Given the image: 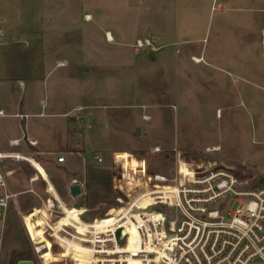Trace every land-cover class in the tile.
<instances>
[{
    "label": "rangeland",
    "instance_id": "obj_1",
    "mask_svg": "<svg viewBox=\"0 0 264 264\" xmlns=\"http://www.w3.org/2000/svg\"><path fill=\"white\" fill-rule=\"evenodd\" d=\"M218 1L0 0V29L17 40L23 24L30 29L25 33L35 30L48 44L45 72L35 85L26 77L0 80V110L8 115L0 117V150L22 126L25 116H10L18 111L41 142L38 150L53 151L33 158L48 174L37 181L27 160L0 161L7 189L17 195L7 218L4 263L15 252L20 261L37 264L26 227L50 249L47 262L75 254L85 263L89 252L79 243H63L55 252L45 234L72 225L82 234L77 217L85 206L88 222L121 217L118 199L124 196L114 185L122 163L124 186L150 175L173 178L185 159L231 168L264 187V14L257 0H229L223 7ZM162 7L160 23L175 27L174 42L154 37ZM140 40L153 48H138ZM3 67L0 58V77ZM247 87L249 103L240 94ZM62 147L85 159L82 177L69 162L59 165ZM74 175L84 185L76 201L67 189ZM49 200L62 214L55 215Z\"/></svg>",
    "mask_w": 264,
    "mask_h": 264
},
{
    "label": "built area",
    "instance_id": "obj_2",
    "mask_svg": "<svg viewBox=\"0 0 264 264\" xmlns=\"http://www.w3.org/2000/svg\"><path fill=\"white\" fill-rule=\"evenodd\" d=\"M137 47L153 48L149 40L138 41ZM94 158L98 164L103 162L99 156ZM183 160L173 178L150 175L127 186L119 182L125 181L127 171L122 163L114 185L124 196L118 199L121 217L107 223L100 218L88 222L85 206L77 217L85 227L82 234L73 225L46 232L55 252L63 243H79L89 252L85 263L75 254L47 262L43 257L50 249L45 243L37 244L39 240L26 227L37 264H264V187L239 177L231 168L194 166ZM57 162L65 164L66 158ZM72 182L83 195L84 185ZM0 188L4 189L0 192V264H7L3 259L7 218L16 195L8 191L2 173ZM51 205L55 215L62 214L55 203Z\"/></svg>",
    "mask_w": 264,
    "mask_h": 264
},
{
    "label": "crops",
    "instance_id": "obj_3",
    "mask_svg": "<svg viewBox=\"0 0 264 264\" xmlns=\"http://www.w3.org/2000/svg\"><path fill=\"white\" fill-rule=\"evenodd\" d=\"M258 3L260 4V7H258L259 12H263L260 14H264V0H257ZM218 0H215V5L219 4ZM229 0H221L220 4L222 7L228 5ZM164 7H168L167 5H164ZM164 7L160 8L158 10L157 16H158V21L157 25L155 27V35L154 37L157 40H166V43L168 42H174L171 41L172 38L175 36V27L167 29L164 27V23H160L159 16L160 14L163 15L164 11H167ZM164 9V11H163ZM168 13V12H167ZM177 29V28H176ZM19 30V36L18 39H13L10 36H14L8 31V29L3 28L0 29V39L2 37H6L9 42L5 43H0V58L3 60L4 67L2 71V76L0 77V80L2 81H14L16 79H20L21 77H26L29 78L34 85L36 84V81L40 79L41 73L45 72L42 71L45 68V60L46 57H44L45 53V48L47 47V42L44 40V38H41L40 33L35 32V30H31L28 33H25L29 31L30 29L28 26H24L23 24H19L18 26ZM24 35L29 36V40L24 38ZM16 37V36H14ZM109 38L111 35L108 36ZM176 37H180L179 35L176 34ZM13 39V40H11ZM261 45H264V42H260ZM52 45V44H51ZM43 52V56L41 55ZM246 81V85H249L251 81L247 79L246 77H242ZM257 79L260 80V78L257 76ZM252 80V84H253ZM264 85V80L260 81ZM6 90V89H5ZM240 94H243L247 100L246 103H249L252 98V92L250 88H246L244 91H242ZM33 95V93H32ZM31 101V99H30ZM253 103V102H251ZM259 104V102H258ZM18 110H22V107L19 108ZM18 112V111H17ZM15 113L13 116L14 118H19L22 120V116L24 117V120L22 121V126H18L15 132L14 138H10L8 141L7 145V150L3 151L0 150V159H15L18 160L17 158L25 159L27 160L30 164H33L35 166V171L37 172V176L35 178L39 179H47L48 174L46 170L38 164L36 161H34L33 158H38V157H44V155H51L53 151L49 152L47 149L46 151H43L45 153H42L38 150L39 146L41 145V142L36 138L37 136L35 133L30 131L29 126L27 125L26 118L27 115H22L21 113ZM6 117L8 116L7 114L4 113L3 110H0V117ZM20 136V137H19ZM32 143H35V145H32ZM64 148L62 147L57 149L58 152H61L64 156H66V162H69L74 168L76 169V174H78L80 177L83 176V172L80 171V163L81 161H84V158H81V154L69 152V154L64 153ZM44 154V155H43ZM59 165H64V164H59ZM40 168H42L45 172V175H43L40 172ZM34 178V179H35ZM77 178L75 175L72 177V180H75ZM32 181H37L36 180ZM49 181V180H48ZM73 187V182L67 186L69 196L71 199L75 200L74 197H72L70 190ZM55 195L57 194L58 197H60L59 192L55 188ZM50 192V191H49ZM55 200V199H54ZM60 200V198H59ZM56 201V200H55ZM76 201V200H75Z\"/></svg>",
    "mask_w": 264,
    "mask_h": 264
},
{
    "label": "water",
    "instance_id": "obj_4",
    "mask_svg": "<svg viewBox=\"0 0 264 264\" xmlns=\"http://www.w3.org/2000/svg\"><path fill=\"white\" fill-rule=\"evenodd\" d=\"M137 134H138V132H137ZM81 192H82V189L79 185L73 186L70 190V193H71L72 197H74V198L78 197L81 194ZM18 264H33V262L32 261H20V262H18Z\"/></svg>",
    "mask_w": 264,
    "mask_h": 264
},
{
    "label": "trees",
    "instance_id": "obj_5",
    "mask_svg": "<svg viewBox=\"0 0 264 264\" xmlns=\"http://www.w3.org/2000/svg\"><path fill=\"white\" fill-rule=\"evenodd\" d=\"M19 261H20L19 255L17 253L13 252L12 256H11L10 264H18Z\"/></svg>",
    "mask_w": 264,
    "mask_h": 264
},
{
    "label": "bare ground",
    "instance_id": "obj_6",
    "mask_svg": "<svg viewBox=\"0 0 264 264\" xmlns=\"http://www.w3.org/2000/svg\"><path fill=\"white\" fill-rule=\"evenodd\" d=\"M197 62H199V61H197ZM34 180H36V178H35ZM16 196H17V195H16ZM51 203H52V202H49V205H51ZM50 207H52V206H50ZM119 212H120V211H119ZM121 212H122V213H121V215H122V214H123V211L121 210ZM81 214H82V213H81ZM81 214H80V215H81Z\"/></svg>",
    "mask_w": 264,
    "mask_h": 264
}]
</instances>
